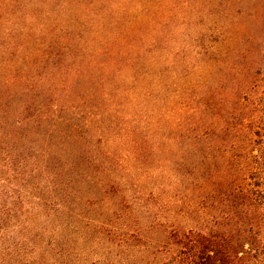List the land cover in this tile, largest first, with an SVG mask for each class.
Returning a JSON list of instances; mask_svg holds the SVG:
<instances>
[{
	"label": "trees",
	"instance_id": "16d2710c",
	"mask_svg": "<svg viewBox=\"0 0 264 264\" xmlns=\"http://www.w3.org/2000/svg\"><path fill=\"white\" fill-rule=\"evenodd\" d=\"M134 6L0 0V264H264L262 121L241 118L238 153L216 140L219 106L259 110L264 72Z\"/></svg>",
	"mask_w": 264,
	"mask_h": 264
},
{
	"label": "rangeland",
	"instance_id": "374dc122",
	"mask_svg": "<svg viewBox=\"0 0 264 264\" xmlns=\"http://www.w3.org/2000/svg\"><path fill=\"white\" fill-rule=\"evenodd\" d=\"M124 1L135 5L136 14L139 12L144 15L147 11L146 18L153 24L165 25L162 31L171 39L180 41L184 50L214 57H230L232 61L227 65L242 72L251 69H261L264 72V0ZM235 108L231 104L227 107L219 106V123H224L225 118L230 115L234 117L232 123L235 127L231 130L228 143L224 142L223 124L218 129L216 139L219 148H227L234 153L247 146L242 142L239 131L241 118H253L257 122L261 120L260 130L264 136V102L253 114L250 110L242 112L235 111ZM158 110L161 115V104ZM251 147L264 152V141L259 139ZM70 253L75 255L73 261L86 264H102L114 256L105 248L72 249ZM140 259L141 256H135V260Z\"/></svg>",
	"mask_w": 264,
	"mask_h": 264
}]
</instances>
